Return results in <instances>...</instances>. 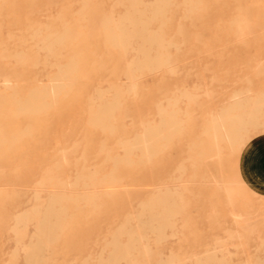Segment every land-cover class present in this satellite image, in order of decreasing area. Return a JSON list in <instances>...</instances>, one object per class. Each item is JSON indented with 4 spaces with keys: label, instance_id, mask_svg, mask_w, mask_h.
Instances as JSON below:
<instances>
[{
    "label": "rangeland",
    "instance_id": "374dc122",
    "mask_svg": "<svg viewBox=\"0 0 264 264\" xmlns=\"http://www.w3.org/2000/svg\"><path fill=\"white\" fill-rule=\"evenodd\" d=\"M109 18L134 47L133 20L160 34L145 46L163 62L135 69L136 85L124 72L136 52L108 42ZM45 36L57 37L49 51ZM59 70L69 74L55 97L22 111ZM258 98L264 0H0V264H29L15 249L39 244L50 193L65 196L36 264H108L136 223L147 254L135 246L119 264H264V199L237 171L264 131ZM223 112L244 122L224 123L215 146ZM154 126L144 155L132 142ZM149 205L163 235L145 226Z\"/></svg>",
    "mask_w": 264,
    "mask_h": 264
},
{
    "label": "bare ground",
    "instance_id": "6f19581e",
    "mask_svg": "<svg viewBox=\"0 0 264 264\" xmlns=\"http://www.w3.org/2000/svg\"><path fill=\"white\" fill-rule=\"evenodd\" d=\"M110 20L111 19L109 18V19H106V21H105V24L109 25V32H108V36H107L108 42L114 46L119 47V48L125 49L128 47L129 49L134 50L136 52V54L133 55L126 62L125 69H124L125 76L128 79V81L130 83H132L133 85H136L135 82L132 81V76H133V72L135 69L140 68L142 66L149 67V68L153 69V68L158 67L163 62L162 57H160L157 54H152L150 49H148V47L145 46V41L148 42L152 39L159 40L158 37L160 34H158L156 31H152L149 29V25H148L149 23L147 20H139V21L133 20L132 24H133V27L135 29V32H137L139 34V36H141L140 43L136 47H134V46L129 44V41H128L127 37L125 36L126 31L122 30L121 28H118V29L115 28V26L112 24V22ZM7 39H8V37H7ZM56 40H57V37L51 38L50 36H45V37L41 38V48L46 50V51H49L52 48V45L54 44V42ZM124 64H125V62H124ZM68 74H69L68 71L63 72V71L59 70L57 72L55 80H53V82L50 83L49 87H43L40 90H36L35 93L29 99H27L26 102L20 107V109L22 111H35V110H37V108H39L43 105L42 101L45 97L54 98L57 91L63 88L64 79L68 76ZM3 85H5V86L7 85L6 81L3 82ZM251 109L252 110H260V109L264 110V100H260L259 98L255 99L253 101V105L251 106ZM163 112H165V111L163 110ZM173 120H174L173 116L169 115L168 118L165 119V124H169V123L171 124L173 122ZM228 120L238 121V123L244 122L243 119H241V118L237 119L236 117H234L233 115L228 114V113L223 112L219 115H216V117L213 120H211V127H212L211 129L213 131H211V134H210L211 141L215 146L223 138V135L221 134L222 126ZM250 121H252V117L250 118ZM146 129H147L146 130L147 132L145 131L144 133L138 135L136 137V139H138V140L132 142L133 147L139 149L141 151V153L144 155L151 153L152 147L154 144L152 139L155 136V132H154L155 126L154 127H148ZM236 131H237V127H236V125H234L233 132H236ZM224 136L226 138H230L231 134H229L227 136L224 135ZM25 149H26V147H25ZM15 169H17V168H15ZM167 192H168L167 189H163V190L161 189L160 190L161 195H163L159 199L160 202L165 203L168 200L164 196ZM69 193L70 192H68V194ZM64 196L65 195L63 193H50L44 214L40 217H37L38 220H40L41 223L44 225L37 232V235L39 237L37 240V243H39V244L19 246L18 248L15 249V252H16V250H21L24 252V256L26 258L27 263L36 264L38 262V259H37L38 253L41 250L40 244L46 243L50 240V235H49L50 227L48 226L49 221L51 218H53V217L57 218L59 215V211L56 210L53 206L54 200H56L58 198L59 199L63 198ZM154 199L152 200V202L154 201ZM100 200H102V199H100ZM157 200H158V198H157ZM153 208H154V206H150V205L146 208L147 211H146L145 226L149 231L153 232L156 236L163 235L164 229L160 228L157 224L152 222L153 219L156 217V214L154 213ZM88 209H89V207H88ZM161 217L167 218V215L163 214ZM131 218L135 219V217H131ZM67 219H69V218H67ZM22 220H23V216H19L16 221L21 222ZM125 232L128 234L127 242L125 244L120 243L117 238L113 239L112 243H113L114 254L108 260V264H119V261L122 259H126L129 251L135 246H138L140 248V252H141L142 256H144V257L146 256L147 249L145 247V244L143 243V241H144L143 232L141 230H139L137 223L135 224L134 228L128 229ZM216 248L219 249L218 250V252H219L220 248H218V247H216ZM221 249H222V247H221ZM210 250H212V249H210ZM210 250H208V251H210ZM222 250H224V249H222ZM203 255H204V253H203ZM195 257H197V256H195ZM197 258H199V257H197ZM202 258H203V256H202ZM202 258H200V259H202ZM204 259L205 258H203V260ZM170 263H172V262H170ZM170 263H167V264H170ZM157 264H163V263L157 262ZM195 264H202V263L196 262ZM210 264H212V263H210Z\"/></svg>",
    "mask_w": 264,
    "mask_h": 264
},
{
    "label": "crops",
    "instance_id": "0c3cea01",
    "mask_svg": "<svg viewBox=\"0 0 264 264\" xmlns=\"http://www.w3.org/2000/svg\"><path fill=\"white\" fill-rule=\"evenodd\" d=\"M237 171L247 189L264 199V131L257 132L242 146Z\"/></svg>",
    "mask_w": 264,
    "mask_h": 264
}]
</instances>
